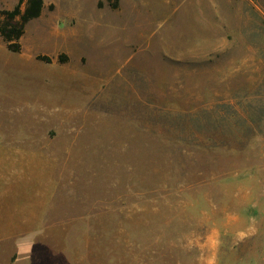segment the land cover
<instances>
[{
    "label": "rangeland",
    "instance_id": "1",
    "mask_svg": "<svg viewBox=\"0 0 264 264\" xmlns=\"http://www.w3.org/2000/svg\"><path fill=\"white\" fill-rule=\"evenodd\" d=\"M97 1L0 37L6 264H264V0Z\"/></svg>",
    "mask_w": 264,
    "mask_h": 264
},
{
    "label": "trees",
    "instance_id": "2",
    "mask_svg": "<svg viewBox=\"0 0 264 264\" xmlns=\"http://www.w3.org/2000/svg\"><path fill=\"white\" fill-rule=\"evenodd\" d=\"M110 7H116V0L109 3ZM97 6L101 7L102 2L97 1ZM43 7V0H16L14 6L0 10V37L5 42L6 48L11 51H19V39L24 31L25 23L38 17Z\"/></svg>",
    "mask_w": 264,
    "mask_h": 264
},
{
    "label": "crops",
    "instance_id": "3",
    "mask_svg": "<svg viewBox=\"0 0 264 264\" xmlns=\"http://www.w3.org/2000/svg\"><path fill=\"white\" fill-rule=\"evenodd\" d=\"M73 2H75V0H73ZM131 2L133 3V10H134L136 7V5H134V4H136V3L133 0H131ZM67 9L69 10L68 13H71V14L72 13L76 14L77 11H80L78 6H77L76 11H74V7H71V5L66 7V11H67ZM257 172L260 174V176L262 178H264V166L260 167L257 170ZM4 238H5V235H0V241H3ZM23 246L24 245L19 244L15 247V249L11 253V256H9L10 258L13 257V260L9 261L8 264H36V258L33 255L34 254L33 253L34 248L32 247L30 255H22L18 249L23 247ZM5 254H6V251L4 249H0V260H3L4 262H5ZM4 264H6V262Z\"/></svg>",
    "mask_w": 264,
    "mask_h": 264
},
{
    "label": "clouds",
    "instance_id": "4",
    "mask_svg": "<svg viewBox=\"0 0 264 264\" xmlns=\"http://www.w3.org/2000/svg\"><path fill=\"white\" fill-rule=\"evenodd\" d=\"M254 228H250L249 232H245V231H240L236 234V239L237 240H242L244 239L248 234H250L251 231H254ZM208 247L211 249H218L220 241L218 239V236H214L213 234H209L208 238ZM34 241H28L24 244L23 247L19 248L18 250L20 251V253L22 255H30L31 254V250L33 247ZM205 264H217V259L215 254L209 256L206 261Z\"/></svg>",
    "mask_w": 264,
    "mask_h": 264
},
{
    "label": "bare ground",
    "instance_id": "5",
    "mask_svg": "<svg viewBox=\"0 0 264 264\" xmlns=\"http://www.w3.org/2000/svg\"><path fill=\"white\" fill-rule=\"evenodd\" d=\"M39 102H40V101L38 100L37 103H38L39 105H42V103L40 104ZM44 106H45V105H44ZM42 108H43V107H42ZM49 108H51V107L49 106ZM61 111H62V110H61ZM61 111H60V112H61ZM71 111H72V110H71ZM39 112H42V111H39ZM64 112H65V111H64ZM64 112H63V114H64ZM44 113H45V112H44ZM48 113H49V111H48ZM40 114H41V113H40Z\"/></svg>",
    "mask_w": 264,
    "mask_h": 264
}]
</instances>
